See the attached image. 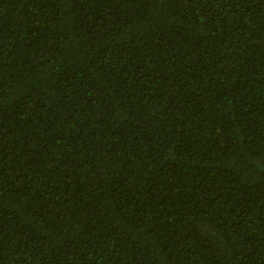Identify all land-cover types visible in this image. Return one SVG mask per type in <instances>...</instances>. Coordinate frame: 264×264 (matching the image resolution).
<instances>
[{"label": "trees", "instance_id": "trees-1", "mask_svg": "<svg viewBox=\"0 0 264 264\" xmlns=\"http://www.w3.org/2000/svg\"><path fill=\"white\" fill-rule=\"evenodd\" d=\"M0 264H264V0H0Z\"/></svg>", "mask_w": 264, "mask_h": 264}]
</instances>
